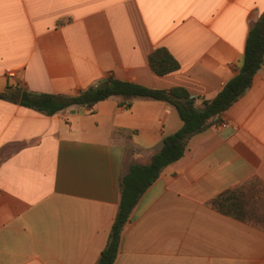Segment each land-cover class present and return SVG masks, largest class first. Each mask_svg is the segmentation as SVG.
I'll return each mask as SVG.
<instances>
[{
  "label": "crops",
  "instance_id": "crops-1",
  "mask_svg": "<svg viewBox=\"0 0 264 264\" xmlns=\"http://www.w3.org/2000/svg\"><path fill=\"white\" fill-rule=\"evenodd\" d=\"M263 13L264 0H0V93L75 96L113 77L200 105L239 73ZM158 48L177 71H152ZM121 102L48 116L0 99V264H97L121 178L183 125L167 102ZM251 182L264 185V64L142 195L114 264H264V229L211 206Z\"/></svg>",
  "mask_w": 264,
  "mask_h": 264
},
{
  "label": "trees",
  "instance_id": "trees-1",
  "mask_svg": "<svg viewBox=\"0 0 264 264\" xmlns=\"http://www.w3.org/2000/svg\"><path fill=\"white\" fill-rule=\"evenodd\" d=\"M152 71L159 75L177 71L179 62L166 48L155 49L148 57ZM264 64V13L251 26L245 46L244 59L239 73L227 82L211 100L200 105L184 88L168 90L153 89L136 83L108 77L75 96L64 94L36 93L22 87L9 86L0 93V99L37 110L48 116L70 107L92 108L111 97H121V105L130 109L135 98L164 101L178 112L182 127L174 134L163 138L161 149L147 164H133L120 181V201L111 227L106 247L97 264H114L124 226L129 221L138 201L147 189L160 177L170 164L180 160L187 150L190 139L204 131L211 119L229 109L251 86L257 72ZM211 206L218 212L245 223L264 229V185L258 182L245 183L215 197Z\"/></svg>",
  "mask_w": 264,
  "mask_h": 264
},
{
  "label": "built area",
  "instance_id": "built-area-1",
  "mask_svg": "<svg viewBox=\"0 0 264 264\" xmlns=\"http://www.w3.org/2000/svg\"><path fill=\"white\" fill-rule=\"evenodd\" d=\"M6 76L9 78V79H15L16 78V72L14 70H6ZM227 124H222V127H226Z\"/></svg>",
  "mask_w": 264,
  "mask_h": 264
}]
</instances>
